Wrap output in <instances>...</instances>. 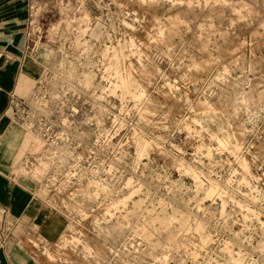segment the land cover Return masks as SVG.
Returning <instances> with one entry per match:
<instances>
[{
    "label": "rangeland",
    "instance_id": "1",
    "mask_svg": "<svg viewBox=\"0 0 264 264\" xmlns=\"http://www.w3.org/2000/svg\"><path fill=\"white\" fill-rule=\"evenodd\" d=\"M32 32L14 177L61 233L0 209V264H264V0H45Z\"/></svg>",
    "mask_w": 264,
    "mask_h": 264
},
{
    "label": "crops",
    "instance_id": "2",
    "mask_svg": "<svg viewBox=\"0 0 264 264\" xmlns=\"http://www.w3.org/2000/svg\"><path fill=\"white\" fill-rule=\"evenodd\" d=\"M37 8L43 10L45 0H0V209L25 228H39L38 240L49 243L58 238L61 230L43 228L49 217H41L43 207L36 198L38 185L33 182L28 186L14 177L15 159L25 132L15 120L12 104L26 98L55 54L52 46L37 44L33 36ZM9 262L21 264L17 259Z\"/></svg>",
    "mask_w": 264,
    "mask_h": 264
},
{
    "label": "built area",
    "instance_id": "3",
    "mask_svg": "<svg viewBox=\"0 0 264 264\" xmlns=\"http://www.w3.org/2000/svg\"><path fill=\"white\" fill-rule=\"evenodd\" d=\"M22 101H24V100L23 99L22 100H14L12 106L14 107L15 104L17 106L18 104L22 103Z\"/></svg>",
    "mask_w": 264,
    "mask_h": 264
},
{
    "label": "bare ground",
    "instance_id": "4",
    "mask_svg": "<svg viewBox=\"0 0 264 264\" xmlns=\"http://www.w3.org/2000/svg\"><path fill=\"white\" fill-rule=\"evenodd\" d=\"M22 196H23V195H22ZM15 197H16V196H15ZM17 198H18V197H17ZM26 198H27V197H26ZM24 199H25V197H24ZM17 200H18V199H17ZM19 200H20V199H19ZM26 200H27V199H26ZM24 201H25V200H24ZM20 202H21V201H20ZM14 203H15V202H14ZM22 203H23V202H22ZM24 203H25V202H24ZM16 206H19L18 203H17ZM16 206H15V207H16ZM18 208H19V207H18ZM14 209H16V208H14ZM17 211H18V209H17ZM18 212H19V211H18Z\"/></svg>",
    "mask_w": 264,
    "mask_h": 264
}]
</instances>
